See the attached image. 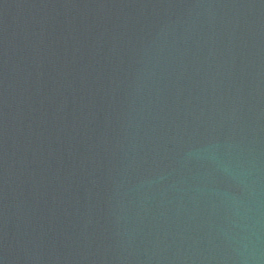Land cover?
<instances>
[{
    "label": "water",
    "instance_id": "obj_1",
    "mask_svg": "<svg viewBox=\"0 0 264 264\" xmlns=\"http://www.w3.org/2000/svg\"><path fill=\"white\" fill-rule=\"evenodd\" d=\"M0 264H264V0H0Z\"/></svg>",
    "mask_w": 264,
    "mask_h": 264
}]
</instances>
